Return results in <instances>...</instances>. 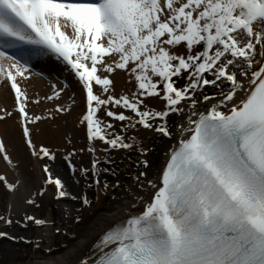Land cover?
I'll return each instance as SVG.
<instances>
[{
    "label": "snow or ice",
    "instance_id": "1",
    "mask_svg": "<svg viewBox=\"0 0 264 264\" xmlns=\"http://www.w3.org/2000/svg\"><path fill=\"white\" fill-rule=\"evenodd\" d=\"M44 57L70 82L41 96L29 84ZM0 84L14 93L0 120L19 117L43 174L34 189L0 175L6 193L25 190L23 213L0 224L32 232L0 239L44 253L41 264H264V0H0ZM77 109L82 147L61 125ZM42 125L48 143L34 139ZM144 132L175 140L159 168L143 158ZM114 153L141 159L125 177ZM0 157L17 168L3 138ZM61 160L70 175L53 167ZM50 190L72 226L101 196L127 211L56 257L49 241L69 227L36 214Z\"/></svg>",
    "mask_w": 264,
    "mask_h": 264
},
{
    "label": "bare ground",
    "instance_id": "2",
    "mask_svg": "<svg viewBox=\"0 0 264 264\" xmlns=\"http://www.w3.org/2000/svg\"><path fill=\"white\" fill-rule=\"evenodd\" d=\"M33 70L35 73H39L40 75H34L31 78L29 89L31 92L39 93L41 96L45 94H51V85L53 83L61 85L66 81L70 82L68 73L54 58L44 57L34 59ZM47 75L53 76L52 78L57 77L58 80L53 79L51 84L49 83V80L47 81V79H49L47 78ZM127 86L128 85L125 84L124 78L120 77L117 85L118 91ZM213 93L214 92H209V94ZM63 101H65V104L71 103V95L66 93L64 95ZM13 106L14 93L12 92V90H10L9 87H6L4 84H0V110L7 108L8 111H12ZM48 107H51V105L42 104L40 107H36L35 105H33L32 111L36 114H41L42 109H46ZM78 111L79 110L77 109L72 116L67 117L68 123L66 126L63 124V121H61V125L63 127V130L68 132L69 138H72L75 135L76 146L82 147V136L74 133L75 118ZM0 114H2V111H0ZM172 119L175 120V117H173ZM44 129H46V126L42 125V131L40 135L34 137V139H36L37 141H44L45 143H48L49 133ZM143 135L145 137V147L152 149V151L148 153V156L143 158L148 159L155 168H159L164 164L165 153L169 150V147L172 144H175V140H168L167 138L160 137L159 135H156L152 132H144ZM0 138L4 139L7 150L13 159V163L17 165V168L13 169L11 166L6 164L2 157H0V175L6 176L9 181H15L17 178L23 180L26 177H30V189L39 187L40 183L43 180L41 163L32 160V158L29 156L24 144L21 123L19 121V117L15 113L10 118L0 120ZM57 143L66 144V141H57ZM113 155L116 156L117 160H123V163H121L119 167L122 170V175L125 177L135 171V167L130 166V164L134 165V162L137 159H141L140 157L135 155L134 161H132V159L127 157L125 153H114ZM86 159L87 158H85V162ZM53 167H58L59 171L65 176L70 175L69 169L67 168L63 160H61L57 165H53ZM81 188L82 185L73 184L74 194H79ZM24 193L25 190L23 186L21 187L20 194L13 196L10 193H6L3 186L0 185V214H7V212L10 210L13 214V217L18 218L25 209V206L23 205L20 198ZM89 197L91 198L92 195H89ZM103 200H105V197L101 196L98 202L94 203V207L92 209H88L84 212V224L72 226L69 220L68 222H63V224L69 227V236L65 237L63 235H58L53 237L49 241L53 248L58 249V251H56L55 253L56 257H61L65 254L62 245L69 243V237H79V239H76L75 242L71 241L73 246L79 244L82 240L85 239V237L81 235V233L84 232L86 227L91 230V227L96 226L97 222L99 221V226L96 227V231L92 233L93 235H97L100 231H102L104 227L101 218L109 217L114 220L119 219L121 215L125 211H127V209H125L123 205H117L115 202L111 201V199L109 200V202H107V205H101ZM56 203L57 202L52 199V193L50 190L48 196L44 199L42 210L36 211V214L39 215L42 211L43 214L54 219L53 208L56 206ZM69 204L72 209H77V205L80 206V203L78 201L69 202ZM118 207L121 210L120 212H117ZM29 211L33 210L29 209ZM114 213L115 215H113ZM0 231H7L14 235H32V232L26 233L19 226L7 228L3 224H0ZM43 258L44 253L33 251L22 243H14L11 240L0 239V264H32L33 260L36 262V264H41Z\"/></svg>",
    "mask_w": 264,
    "mask_h": 264
},
{
    "label": "rangeland",
    "instance_id": "3",
    "mask_svg": "<svg viewBox=\"0 0 264 264\" xmlns=\"http://www.w3.org/2000/svg\"><path fill=\"white\" fill-rule=\"evenodd\" d=\"M53 76H48L47 75V78H49V79H47V81L49 80V83H51L52 84V80L53 79H55V80H58L57 79V77H55V78H52ZM51 79V80H50ZM209 92H214L215 90H213V89H209L208 90ZM66 101V100H65ZM65 101H63V103L65 102ZM127 155V157H129L130 159H132V161H134V157H135V155L137 156V154L136 153H132V154H126ZM130 166H134L133 164H130ZM59 167V166H58ZM57 167V168H58ZM89 195H93L92 194V192H89ZM111 195H113V194H110L109 196H111ZM109 198H105V200H103L102 201V203H101V205H107L108 203L107 202H109ZM80 207L81 206H79V205H77L76 206V208L77 209H80ZM94 207V205L92 206V208ZM92 208H90V209H92ZM64 209H65V205L63 204V203H56V206L53 208V216H54V219L57 221V223H63V222H68V220L67 219H62L64 216H65V211H64ZM50 230V229H49ZM49 230H47V231H49ZM50 232V231H49ZM73 237L71 236V237H69V240L71 239V241H73V242H75L76 241V239H72ZM1 264H4V263H1Z\"/></svg>",
    "mask_w": 264,
    "mask_h": 264
}]
</instances>
